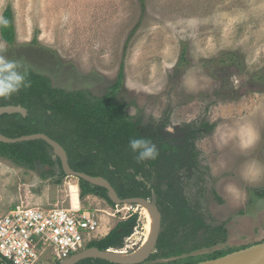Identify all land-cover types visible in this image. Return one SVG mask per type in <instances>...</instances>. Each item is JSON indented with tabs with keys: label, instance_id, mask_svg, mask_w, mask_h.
Listing matches in <instances>:
<instances>
[{
	"label": "rangeland",
	"instance_id": "374dc122",
	"mask_svg": "<svg viewBox=\"0 0 264 264\" xmlns=\"http://www.w3.org/2000/svg\"><path fill=\"white\" fill-rule=\"evenodd\" d=\"M8 6L16 42L8 47L0 36L6 49L0 54L53 88L100 98L124 65L117 101L142 134L174 148L170 163L152 174L160 233L179 221L178 213L164 209L172 200L227 231L215 247L142 264H183L264 243V0H145L142 14L137 0H0V18ZM182 51L188 62L179 66ZM228 53L239 59L219 63ZM49 155L53 168L34 170L0 158V216L18 205L99 210L100 240L137 213L138 225L121 251L143 246L155 224L145 207L81 196L79 180L63 175L59 157ZM204 236L177 232L169 243L189 247Z\"/></svg>",
	"mask_w": 264,
	"mask_h": 264
},
{
	"label": "trees",
	"instance_id": "16d2710c",
	"mask_svg": "<svg viewBox=\"0 0 264 264\" xmlns=\"http://www.w3.org/2000/svg\"><path fill=\"white\" fill-rule=\"evenodd\" d=\"M141 14L145 12V0H137ZM7 19V27H0V36L8 47H14L15 26L10 6L2 16ZM137 30L135 27L126 40V46ZM219 63L237 61L236 53L222 54ZM226 60H223L225 59ZM188 62L184 51L181 52L177 65ZM27 78L31 87L22 88L10 98H0V107L20 105L28 111L26 117L19 114L0 117V134L8 138H18L27 135L42 133L59 143L65 150L68 163L73 171L81 172L93 177H102L107 180L120 199L144 198L151 196V191L159 192L152 183V174L163 164H169L174 152L167 143L156 144L159 155L156 160L137 163L136 156L129 147L132 138H146L142 134L139 124L133 121L124 111L122 103L116 99V94L124 79V65L121 64L116 81L107 93L100 97H89L84 92H66L53 88L46 77L31 70ZM212 130V127H209ZM153 142V141H152ZM53 151L44 141L36 140L17 144L0 143V158L9 161L15 167L34 170L37 165L53 168L49 155ZM63 174V171L61 170ZM163 176L159 175L158 179ZM81 196L94 195L105 199L111 206L107 191L93 186L84 180H79ZM169 188V187H168ZM172 188V186H170ZM173 203V205H172ZM166 212L179 215V221H173V231L163 230L158 237L156 251L150 259L179 257L198 249L215 247L227 239L224 225L210 227L203 217L185 205L176 206L172 200L164 204ZM170 214V213H169ZM171 215V214H170ZM172 220L173 216L171 215ZM139 216L132 214L127 220L116 225L105 237L89 245L99 250H122L124 241L130 237L138 225ZM201 232L205 236L193 246L186 247V243H169V238L184 232ZM181 231V232H180ZM230 254V252L215 251L209 256L189 257L183 264H198L215 260ZM0 264H10L2 259ZM77 264H112L100 259H84Z\"/></svg>",
	"mask_w": 264,
	"mask_h": 264
},
{
	"label": "built area",
	"instance_id": "2783aa9c",
	"mask_svg": "<svg viewBox=\"0 0 264 264\" xmlns=\"http://www.w3.org/2000/svg\"><path fill=\"white\" fill-rule=\"evenodd\" d=\"M95 211L71 206L12 207L0 216V257L10 264L64 262L99 240L100 235L95 234L98 229ZM119 213L116 208L112 215L116 217Z\"/></svg>",
	"mask_w": 264,
	"mask_h": 264
},
{
	"label": "water",
	"instance_id": "95a60500",
	"mask_svg": "<svg viewBox=\"0 0 264 264\" xmlns=\"http://www.w3.org/2000/svg\"><path fill=\"white\" fill-rule=\"evenodd\" d=\"M19 114L22 117H26L28 115V111L20 105L14 106H4L0 107V117L4 115H15ZM41 140L44 141L48 146L51 147L53 152L59 157L61 170L67 176L74 177L78 180H84L87 183L98 186L107 191L108 198L115 205H135L141 207H147L151 210L155 218V225L152 231V234L147 242V249L141 257L137 259H121L117 257H113L108 253V250H99L95 247H88L84 251L71 256L64 262L59 264H77L78 262L84 259H100L104 261H108L112 264H142L149 259L151 255L154 254L156 250V245L158 241V237L161 230L162 223V215L159 211V207L157 205V195L154 191L151 193L150 199L144 198H129V199H120L116 194L113 187L110 183L102 177H93L81 172L73 171L68 165V158L63 147L52 140L48 136L42 133H37L33 135L22 136L18 138H8L2 134H0V143L3 144H17L22 142L36 141ZM46 169H50L49 166H46ZM230 256L235 257V264H264V243H260L257 245H253L245 250L234 252L228 254L226 256L217 258L215 260H210L198 264H206L220 261L222 259L228 258Z\"/></svg>",
	"mask_w": 264,
	"mask_h": 264
},
{
	"label": "clouds",
	"instance_id": "9594fccd",
	"mask_svg": "<svg viewBox=\"0 0 264 264\" xmlns=\"http://www.w3.org/2000/svg\"><path fill=\"white\" fill-rule=\"evenodd\" d=\"M8 24L7 19L0 18V27H7ZM4 50H6L5 47L0 45V52ZM20 67L19 61L8 59L0 54V98H10L22 88L31 87L27 72H21ZM129 147L134 153H137V163L156 160L159 155L156 144L150 139L132 138L129 140ZM101 236L103 235L101 234Z\"/></svg>",
	"mask_w": 264,
	"mask_h": 264
},
{
	"label": "bare ground",
	"instance_id": "6f19581e",
	"mask_svg": "<svg viewBox=\"0 0 264 264\" xmlns=\"http://www.w3.org/2000/svg\"><path fill=\"white\" fill-rule=\"evenodd\" d=\"M145 208L146 209H143L144 210V214L148 218V221L150 222V224H153L154 223V215H153V213L151 212L150 209H148L147 207H145ZM97 212H99V210ZM100 212H101V210H100ZM153 228L154 227H152L151 229H153ZM150 236H151V234L149 233V236L145 240L143 246H141L139 249L135 250L131 254H126L125 252H123L121 250L118 251V250H114V249H109L108 253L110 255H112L113 257H117V258H121V259H137V258L141 257L142 255H144V253H145V251L147 249V242H148ZM115 251H117V252H115ZM235 262H236L235 261V257L234 256H230V257L222 259L220 261L213 262V263H206V264H235Z\"/></svg>",
	"mask_w": 264,
	"mask_h": 264
},
{
	"label": "flooded vegetation",
	"instance_id": "af4514ba",
	"mask_svg": "<svg viewBox=\"0 0 264 264\" xmlns=\"http://www.w3.org/2000/svg\"><path fill=\"white\" fill-rule=\"evenodd\" d=\"M68 165H69V163H68ZM69 167H70V166H69ZM63 175H65V174L63 173ZM79 188H80V187H79ZM80 190H81V189H80ZM152 191H153V190H152ZM152 191H151V193H152ZM154 192H155V191H154ZM150 197H151V196H150ZM150 197H149V198H150ZM149 198H147V199H149ZM159 211H160V210H159ZM160 213H161V211H160ZM161 215H162V214H161ZM150 257H151V256H150ZM150 257H149V258H150Z\"/></svg>",
	"mask_w": 264,
	"mask_h": 264
},
{
	"label": "crops",
	"instance_id": "0c3cea01",
	"mask_svg": "<svg viewBox=\"0 0 264 264\" xmlns=\"http://www.w3.org/2000/svg\"><path fill=\"white\" fill-rule=\"evenodd\" d=\"M108 233H105L103 236H106Z\"/></svg>",
	"mask_w": 264,
	"mask_h": 264
}]
</instances>
